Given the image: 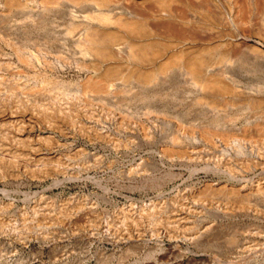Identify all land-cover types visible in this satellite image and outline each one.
<instances>
[{
    "label": "rangeland",
    "instance_id": "rangeland-1",
    "mask_svg": "<svg viewBox=\"0 0 264 264\" xmlns=\"http://www.w3.org/2000/svg\"><path fill=\"white\" fill-rule=\"evenodd\" d=\"M121 1L0 0V264H264V0Z\"/></svg>",
    "mask_w": 264,
    "mask_h": 264
},
{
    "label": "bare ground",
    "instance_id": "bare-ground-1",
    "mask_svg": "<svg viewBox=\"0 0 264 264\" xmlns=\"http://www.w3.org/2000/svg\"><path fill=\"white\" fill-rule=\"evenodd\" d=\"M121 1V0H120ZM210 1V0H209ZM122 2V1H121ZM121 2H119V3H121ZM166 2V1H165ZM180 2V1H179ZM79 3V2H78ZM124 3V2H123ZM163 4H165V3H163ZM174 4V3H173ZM188 5V4H187ZM201 5H203V4H201ZM166 6V4L164 5V7ZM156 7V6H155ZM168 7V6H167ZM171 7V6H170ZM174 9V8H173ZM202 9H204V8H202ZM166 10H170V9H166L165 8V12H168V11H166ZM172 10V9H171ZM171 10H170V12H171ZM108 11H113V12H119V11H121V12H124V13H127V14H129V15H131V12L125 7V6H123V5H121V4H114V5H112L111 7H110V9H108ZM152 11V10H151ZM154 11V10H153ZM172 11H174V10H172ZM264 11V10H263ZM164 12V13H165ZM170 12H168L169 13V15H170ZM185 12V11H184ZM120 13V12H119ZM133 13H135V12H133ZM163 13V14H164ZM167 13V14H168ZM236 13V12H235ZM166 14V13H165ZM108 15V14H107ZM168 15V16H169ZM174 15V14H173ZM176 15V14H175ZM90 16V15H89ZM95 16V15H94ZM110 16V15H109ZM136 16V15H135ZM152 16H154V15H152ZM86 17V16H85ZM97 17V16H96ZM111 17V16H110ZM133 17V16H132ZM131 17V18H132ZM139 16L137 15V17L136 18H138ZM236 17V16H235ZM133 18H135V17H133ZM142 18V17H141ZM145 18V17H144ZM259 18H261V17H259ZM103 19V18H102ZM106 19V18H105ZM147 19V18H146ZM167 19V18H166ZM97 20V19H96ZM114 20V19H113ZM262 20V19H261ZM181 21V20H180ZM182 22V21H181ZM241 23V22H240ZM168 24V23H167ZM84 25V24H83ZM125 25H127V24H125ZM237 25V24H236ZM24 26V25H23ZM82 26V25H81ZM140 27V26H139ZM164 27V26H163ZM131 28H133V27H131ZM185 28V27H184ZM23 29V28H22ZM192 29V28H191ZM78 30V29H77ZM175 30V29H174ZM184 30H186V29H184ZM169 31V30H168ZM179 31V30H178ZM187 31V30H186ZM83 32V31H82ZM137 32V31H136ZM165 32H167V31H165ZM177 32V31H176ZM181 33H182V36H183V34L185 35V33H183V32H185V31H180ZM188 32V31H187ZM89 33V32H88ZM201 33V32H200ZM234 33H235V31H234ZM189 33H186V35H188ZM97 35V34H96ZM185 35V36H186ZM68 36V35H67ZM239 36V35H238ZM242 36V35H241ZM181 37V36H180ZM187 37V36H186ZM186 37H184V38H186ZM188 37H189V35H188ZM240 39H241V42L243 43V44H241V47H239L236 51H235V53H234V56H233V61H232V63H228V62H226V60H222L221 59V61H223L224 63H222V65H221V67L220 68H216V70L215 69H213V68H211L209 65H208V61L207 60H210V59H213V58H211V56L212 55H214V54H211V56H210V59H205V57L207 56L206 54H204V52H203V54H201V56H200V58H199V60L197 61L196 59H198V58H196L193 62H190L189 63V65L186 67V68H184L182 65H183V63H181L182 65H179V66H176V67H173V69H168V71L170 72H178V74H180L184 79H190L191 81H193L192 79H194V80H196L197 82L199 81H204L205 79H208L207 78V76L208 75H215L214 77H215V79H217V77L216 76H220V77H218V78H220L221 80H222V78H223V80H225V82H227V83H229L230 84V86H232V87H238V77H239V74L243 71V70H245L244 72L245 73H247L248 75H261V78L264 80V55L262 56V55H259V53H258V55L257 54H254L253 55V53H251V50L245 45V42L246 41H248L246 38H241V37H239ZM151 39V38H150ZM181 39V38H180ZM208 40V39H207ZM86 41V40H85ZM88 42V41H87ZM93 42H95V41H93ZM96 45V44H95ZM97 46V45H96ZM116 46V45H115ZM135 46V45H134ZM158 48V47H157ZM222 49V48H221ZM105 50V49H104ZM132 51V50H131ZM154 51V50H153ZM218 51V50H217ZM207 52V51H206ZM228 52V51H227ZM142 53V52H141ZM212 53V52H211ZM213 53H215L214 51H213ZM219 53V52H218ZM133 54H135L134 52H133ZM208 54H210V53H208ZM261 54V53H260ZM179 55V54H178ZM219 55H220V53H219ZM100 56V55H99ZM135 56H137V55H135ZM152 56V55H151ZM215 58L216 57H218L217 56V53H215ZM213 56V57H214ZM228 56V55H227ZM225 57V56H224ZM224 57H223V59H224ZM230 57V56H229ZM136 58V57H135ZM222 58V57H221ZM232 58V57H231ZM178 61V60H177ZM191 61H192V59H191ZM211 61V60H210ZM209 61V62H210ZM214 61V60H213ZM180 62H182V61H180ZM184 62V61H183ZM226 62V63H225ZM176 63V62H175ZM178 63V62H177ZM211 63V62H210ZM213 63V62H212ZM228 63V64H227ZM153 64V63H152ZM188 64V63H187ZM216 65V64H215ZM35 66V65H34ZM150 66V65H149ZM167 67V66H166ZM213 67V66H212ZM168 68V67H167ZM136 70V69H135ZM218 70V71H217ZM143 72V71H142ZM39 74V73H38ZM130 75V74H129ZM145 75V74H144ZM143 75V76H144ZM179 75V76H180ZM158 77H159V75L157 74V75H153V74H149V75H147L146 76V78H144L145 79V81H146V83H154L155 81H156V79H158ZM222 77V78H221ZM213 78V77H212ZM212 78L210 79V80H212ZM136 79V78H135ZM214 78H213V80H215ZM139 80V79H138ZM142 80V79H141ZM209 80V79H208ZM144 81V80H143ZM217 81H219V80H217ZM258 81V80H257ZM142 82V81H141ZM194 82V81H193ZM212 82V81H211ZM261 82V81H260ZM1 83V82H0ZM203 83H205V82H201V84H203ZM214 83V82H213ZM217 83H219V82H217ZM216 83V84H217ZM143 84V83H142ZM229 84H227V86L229 85ZM239 84H240V82H239ZM99 85V86H98ZM145 85V84H144ZM203 85H205V87H206V89H209V90H213V89H211V87L209 88L208 86H210L209 84H203ZM96 86V85H95ZM100 84H97V87L98 88H100ZM107 86V85H106ZM110 86H112V85H110ZM145 86H147V84L145 85ZM144 86V87H145ZM225 86V85H224ZM105 87V86H104ZM108 87V86H107ZM113 87V86H112ZM143 87V86H142ZM204 87V86H203ZM214 88H215V86H213ZM226 87V86H225ZM231 87V88H232ZM240 87V86H239ZM96 88V87H95ZM110 88V87H109ZM216 88H218V86L216 85ZM219 88H221V87H219ZM218 88V90H221V89H219ZM228 88H230V87H227V89ZM253 88V87H252ZM254 88H255V86H254ZM264 88V87H263ZM263 88H262V90H263ZM101 89H103L102 88V86H101ZM101 89L100 90H98V91H100L101 92ZM105 90L107 89V88H104ZM96 90H97V88H96ZM217 90V89H216ZM225 90H226V88H225ZM224 90V91H225ZM233 90V89H232ZM235 90V89H234ZM237 90V89H236ZM253 90V89H252ZM104 91V90H103ZM102 91V92H103ZM228 91V90H227ZM226 91V92H227ZM230 91L231 90H229L228 92L230 93ZM110 92H111V90L110 89H107L106 91H105V95L106 96H108L109 94H110ZM222 92V91H221ZM246 92V91H245ZM234 93L236 94L237 92H235L234 91ZM233 93V94H234ZM240 93H242V92H240ZM259 93V92H258ZM92 94V93H91ZM239 94V93H238ZM237 94V95H238ZM9 95V94H8ZM240 95V94H239ZM257 95V94H256ZM245 96H247V95H245ZM253 96V95H252ZM243 98V97H242ZM249 99H251V98H249ZM10 105V104H9ZM261 132V131H260ZM204 133V132H203ZM211 139V138H210ZM262 139V138H261Z\"/></svg>",
    "mask_w": 264,
    "mask_h": 264
}]
</instances>
